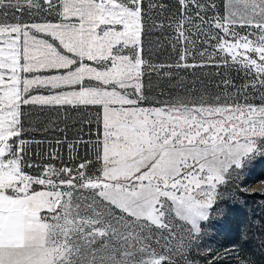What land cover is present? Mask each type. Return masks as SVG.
Wrapping results in <instances>:
<instances>
[{"label":"snow or ice","instance_id":"1","mask_svg":"<svg viewBox=\"0 0 264 264\" xmlns=\"http://www.w3.org/2000/svg\"><path fill=\"white\" fill-rule=\"evenodd\" d=\"M166 19L143 0H0V264H173L222 188L264 194L246 182L264 157V0H176ZM157 27L175 64L144 58ZM210 66L245 82L225 76L213 94L173 72ZM37 106L95 109L83 157L25 163L24 109Z\"/></svg>","mask_w":264,"mask_h":264},{"label":"rangeland","instance_id":"2","mask_svg":"<svg viewBox=\"0 0 264 264\" xmlns=\"http://www.w3.org/2000/svg\"><path fill=\"white\" fill-rule=\"evenodd\" d=\"M143 4L145 12L157 24L161 22L164 24L169 23L166 17L176 10V0H143ZM160 4L165 5L164 11H161L159 7L149 8V5ZM151 23L152 20H148V24L151 25ZM170 34L171 29L167 27H157L148 31L144 39V58L154 65L175 64L178 59V53L169 43ZM173 72L189 84L195 82L197 88L207 86L208 91L213 94L219 91L216 85L225 76L237 85L245 82V76L242 71L226 66L220 68L210 66L178 72L173 69ZM151 82L153 85L168 83L165 80L158 79L156 74L151 76ZM160 90V88H156V91ZM166 98L161 97V99ZM24 111L30 113V115L24 117L25 135L22 137V139L27 141L24 153L26 164L41 166V163L45 164L53 160L51 154L55 153L58 154V158L54 161L57 162L58 166H61V161L68 163L70 156L79 158L85 155L84 145L77 143V141L95 139L96 126L94 117L86 114L94 113L95 109L72 111L71 109L44 108L42 110L37 106L25 108ZM70 144H75V151H69ZM258 163H261L264 168V157H257L253 160L249 168H246V171H251L252 173L251 166H257ZM39 170L40 167L29 169L32 174H36ZM261 181H264V179L252 182L251 186L258 188ZM246 182L251 183L250 181ZM224 226L225 224L217 222L216 219L214 220L212 212L211 218L203 224L202 234L199 239L195 240L184 250V258L172 254L173 264H207V261L212 259V257L207 255L209 250L217 256L216 264H237L238 259L241 257L238 249L234 246H224V241L226 240ZM172 243L174 244L175 241Z\"/></svg>","mask_w":264,"mask_h":264},{"label":"trees","instance_id":"3","mask_svg":"<svg viewBox=\"0 0 264 264\" xmlns=\"http://www.w3.org/2000/svg\"><path fill=\"white\" fill-rule=\"evenodd\" d=\"M258 164L251 166L250 184L264 179V168ZM221 191L224 199L213 209V215L214 220L225 224L224 246H234L241 257L264 264V194L241 193L234 184Z\"/></svg>","mask_w":264,"mask_h":264},{"label":"built area","instance_id":"4","mask_svg":"<svg viewBox=\"0 0 264 264\" xmlns=\"http://www.w3.org/2000/svg\"><path fill=\"white\" fill-rule=\"evenodd\" d=\"M49 163H51V164H55L56 166H58V165H57V162L54 161V160H51V161H49V162H47V163H45V164H49ZM45 164L41 163V166H43V165H45Z\"/></svg>","mask_w":264,"mask_h":264}]
</instances>
